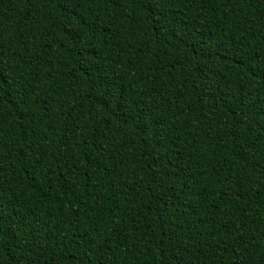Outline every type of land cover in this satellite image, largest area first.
<instances>
[{
	"label": "trees",
	"instance_id": "1",
	"mask_svg": "<svg viewBox=\"0 0 264 264\" xmlns=\"http://www.w3.org/2000/svg\"><path fill=\"white\" fill-rule=\"evenodd\" d=\"M0 264H264V0H0Z\"/></svg>",
	"mask_w": 264,
	"mask_h": 264
},
{
	"label": "snow or ice",
	"instance_id": "2",
	"mask_svg": "<svg viewBox=\"0 0 264 264\" xmlns=\"http://www.w3.org/2000/svg\"><path fill=\"white\" fill-rule=\"evenodd\" d=\"M61 4H76L78 6V0H60ZM67 27L71 28L72 27V21H71V16L69 17V23Z\"/></svg>",
	"mask_w": 264,
	"mask_h": 264
}]
</instances>
